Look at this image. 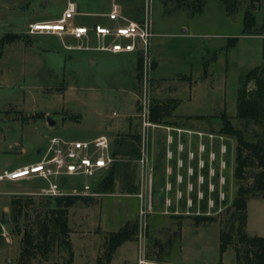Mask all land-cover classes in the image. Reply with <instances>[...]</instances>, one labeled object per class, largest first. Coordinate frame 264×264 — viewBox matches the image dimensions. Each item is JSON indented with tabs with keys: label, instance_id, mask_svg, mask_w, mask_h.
<instances>
[{
	"label": "rangeland",
	"instance_id": "obj_1",
	"mask_svg": "<svg viewBox=\"0 0 264 264\" xmlns=\"http://www.w3.org/2000/svg\"><path fill=\"white\" fill-rule=\"evenodd\" d=\"M92 1L104 5L106 12L111 2ZM236 1V7L227 14L221 0H204L198 10L189 0H142V21L147 11L152 32L159 35L152 38L146 60L141 54L139 68L136 66L138 55L114 57L92 49L67 51L57 36L40 34L30 38L25 34L26 27L12 28L20 1L0 0V174L38 162V152L45 149L52 136L81 141L104 136L111 141L112 151L117 148L115 142L121 140V135L127 138L122 151L129 152L126 156L116 155L111 189L106 191L95 186L93 196H66L75 198L67 214L69 237L74 233L70 242L72 264H94L101 250L102 235L134 224V241L125 242L119 248L113 263L119 256L120 260L135 263L141 246L146 258L157 264H236L232 246L223 252L219 250L220 231H227L226 211L208 217L212 218L208 221H195L194 217L183 214L185 209L181 203L178 215H151L146 222V238L140 242L138 200L133 196L136 192H127L125 179V173L131 172L136 184L138 161L144 152L153 169L154 190H158L155 196L161 193V202L156 208L160 212L162 188L168 182L173 184L177 175L185 178V168L178 169L174 161H167V149L177 157L176 145L181 141L184 153L189 149L197 155L195 135L174 133L175 142L168 147L164 127L201 133L212 128L217 133L220 126L217 118L224 114L246 140L264 142V125L235 117L242 79L261 65L263 41L259 36L243 35V13L250 0ZM64 2L54 0L45 11L59 14ZM80 2L79 12L97 11L90 0ZM32 6L25 7L16 16L24 22L45 13L42 6ZM253 9L256 25L260 26L264 21V0L254 4ZM95 21L97 18L93 16L74 18L75 24ZM21 40L27 42H20L22 48L13 45ZM64 43L74 44L70 40ZM87 45L94 48L97 42L92 40ZM168 100H175L177 105L166 119V125L144 128V103L149 112L152 103ZM136 134L137 144L128 137ZM133 144L137 155H132ZM235 148L236 142L232 139L231 154L227 157L232 164ZM184 153L180 157L186 166ZM74 181L68 179L69 183ZM232 181L231 199L237 188L233 176ZM44 187L45 182L40 179L0 181V263L18 264L16 254L18 250L19 255L20 245V237L12 234L9 224L2 223L3 212L8 211L11 199L31 197L34 205L28 213L33 217V207L40 206L47 198L39 195ZM169 196L174 199L173 193ZM245 231L250 237L264 238V199L247 203ZM29 264H39V261L32 260ZM46 264L55 263L49 260Z\"/></svg>",
	"mask_w": 264,
	"mask_h": 264
},
{
	"label": "built area",
	"instance_id": "obj_2",
	"mask_svg": "<svg viewBox=\"0 0 264 264\" xmlns=\"http://www.w3.org/2000/svg\"><path fill=\"white\" fill-rule=\"evenodd\" d=\"M76 14V6L72 0H67L66 8L62 16L54 21L45 23H34L29 25L28 34L40 35L50 34L61 37L65 34L75 39L85 37L88 29L85 27H72L69 20ZM118 17V10L114 6L109 18L114 20ZM152 23L149 14L145 13L142 23H128L114 29L101 26L93 28L94 33L100 39L112 38L108 45L101 44L97 49L112 53L133 52L138 50L143 58L147 59L152 34ZM48 27L50 29H43ZM120 39L128 40L121 43ZM73 49L71 46H64ZM79 49V48H78ZM148 110L144 103L142 113L143 127H156L148 120ZM115 115V113H113ZM167 131V146L173 145L174 133L186 132L193 134L197 139V155L191 150L184 153L183 142L178 141L176 145L177 157L168 148L166 159L174 161L178 169L185 168V178L176 176L175 181L166 183L161 192L163 195L161 211L157 212L159 206L158 197L154 194L153 169L142 152L138 161V190L133 195L138 200V233L140 242L146 238L145 227L147 219L156 213L161 215H178L177 208L182 203L186 216L211 217L220 215L230 206L232 199L229 192L232 188V176L234 162L228 161L231 154L232 139L212 132H195L181 130L179 128L164 127ZM200 138V140L198 139ZM199 140V141H198ZM111 141L104 136H98L92 140H70L58 136L49 137L46 147L40 153V160L36 163L22 166L0 174V181H23L40 179L45 182V187L39 193L40 196L55 198L66 196H93V188L101 178L117 161L113 155ZM185 154L187 165L180 157ZM170 168H167L168 174ZM76 181L69 183L68 179ZM173 193L174 196H169ZM184 193V194H183ZM156 198V199H155ZM4 235V234H3ZM132 264H157L146 258V253L139 246V255Z\"/></svg>",
	"mask_w": 264,
	"mask_h": 264
},
{
	"label": "trees",
	"instance_id": "obj_3",
	"mask_svg": "<svg viewBox=\"0 0 264 264\" xmlns=\"http://www.w3.org/2000/svg\"><path fill=\"white\" fill-rule=\"evenodd\" d=\"M193 2L195 10L200 9L204 0H189ZM227 14L236 7V0H221ZM259 0H250V5L243 13V30L245 36H264V21L260 26L256 24L254 4ZM234 41V40H232ZM27 43V42H25ZM263 63L247 72L237 94L236 119L245 122H253L256 125H264V39L262 41ZM141 55L137 56L136 66H142ZM152 103L148 120L157 125H166V119L175 110L177 102ZM171 102V103H170ZM171 104V105H170ZM220 123L216 134L234 139L236 142L233 178L237 188L232 197L231 206L226 210L227 231H220L219 250L223 252L228 246L235 251L236 264H264V238L250 237L246 234V206L249 200L259 198L264 192V142L258 140L250 142L246 140L243 133L233 127L226 115L217 118ZM209 132L215 133L211 128ZM121 140H116L117 148L113 155L126 156L128 149L124 152L122 147L126 146V135H121ZM130 140L139 143V136L128 135ZM130 146V145H129ZM132 155H137L136 146H130ZM128 170V167H127ZM115 170L113 166L97 181L95 186H101L109 190L113 186ZM127 180L126 190L134 194L138 187L131 172L125 173ZM248 180H251L249 182ZM94 186V187H95ZM158 190H154L157 194ZM161 193L158 197L160 203ZM74 197L45 198L40 206L33 207L34 200L31 197H16L11 199L8 211L3 212L2 223L10 225L12 234L20 237L18 264H29L32 260L39 261V264H46L52 260L55 264H72L73 251L70 247L68 228V208L74 203ZM208 217H194L198 220H211ZM136 224L125 226L118 231L105 234L104 251L100 263L111 259L114 251L128 241H134ZM56 253V258L52 259Z\"/></svg>",
	"mask_w": 264,
	"mask_h": 264
},
{
	"label": "crops",
	"instance_id": "obj_4",
	"mask_svg": "<svg viewBox=\"0 0 264 264\" xmlns=\"http://www.w3.org/2000/svg\"><path fill=\"white\" fill-rule=\"evenodd\" d=\"M19 1H20V3L18 5H16V7L18 8V11H19L18 14H16L18 16H19V13H22L23 12V9L25 7H29V6H32V5L33 6H38V7L39 6H42V10L45 12L42 15H39V17L36 18V19L35 18H33V19L30 18L27 21L24 20V22H23V20L19 19L21 17H17L15 15V20L16 21L12 25V28H18V29L20 28L21 29L23 26H24V28L26 27L25 28V34L27 36L29 35L28 37H30V38H35L38 35H30V34H28L29 25L34 24V23L51 22V21H54V20L59 19L62 16V13L64 12V10L66 8V2H67V0H65V2L62 4L63 6L61 7L60 13L54 15V14H48L45 11L47 8H49L50 6H52L54 4V0H19ZM72 2L76 6V14L74 16H72V18L69 20L70 25L72 27H85V28L88 29V32H87V34H86L85 37H82L80 39H75V38H73L72 36H70L68 34H65V35H63L61 37H58L57 36L58 39L62 42L63 46H71V47H73V49H66L64 47V49L67 50V51H72V50H76V51H83V50H85L86 51V50L92 49V50L97 51V52H100V53L107 52V51H100L97 48L101 44L108 45L111 42L112 38H110V37H105L103 39L98 38L96 36V34L94 33V31H93V28L95 26H101V27H105V28H109V29H114V28H117V27H120V26L127 25L128 23H138V24L142 23V17H143V13H142V0H111L107 12L106 11H103V10H105L104 5H102V4L100 5L99 2L93 3V1L90 0V3L92 5L93 9H96L97 10V11H95V13L93 12V10L92 11L91 10L90 11H86V12H84V11L83 12H79V6L82 5L81 2H80V0H78V2L76 0H72ZM114 6L118 10V17L116 19H114V20H111L109 18V14L111 13V11H112V9H113ZM79 16L80 17H83V16H93V17L97 18V21H95L94 23H91V24H84V23L83 24H75L74 23V18L75 17H79ZM185 31L186 30H183V32H185ZM152 34H153V37L152 38H154L155 36H158L159 35L158 32H156V33L155 32H152ZM54 37H56V36L54 35ZM259 37H261L262 40L264 39L263 36H259ZM152 38H151V41H152ZM66 40H70V41L74 42V44H65L64 41H66ZM92 40H95L97 42V46L94 47V48H90L87 45ZM151 41H150V44H151ZM17 42L18 43H15L13 45L15 47L22 48L21 43H24V41L21 40V41H17ZM120 42L121 43H127L128 40H126V39H120ZM107 53H110L114 57H122V56H126V57L127 56H132V57H135V56H137L139 54L141 55V53L138 50L133 51V52H120V53L107 52ZM262 63H263V58H262L261 64ZM27 165H30V164H27ZM22 166H26V164L21 165V166H18L16 168H19V167H22ZM5 171H7V170H5ZM8 182H13V181H8ZM136 185L138 187V177L136 178ZM256 199H264V197H260V198H256ZM252 200H254V199H252ZM4 211H6V209H4ZM108 232H114V231H108ZM73 234L74 233H71V235L69 237V242H71V236ZM78 237L79 238H82L83 236H78ZM104 237H105V235L103 234L102 237H101V245H100V248H101L100 251H101V253L99 251V253L97 255L96 262L94 264H101L100 263V258L102 256V253H103L102 250L104 248V243H105ZM122 245H120L114 251L111 259L109 261H107V262H103V264H132L130 262H127L126 260H123V259L120 260V256H119L118 260L116 261V263H113L112 262L114 260V258L117 256V254H118L117 252H118L119 248ZM17 256H18V250H17L16 258H17ZM10 259L11 258H9V260ZM0 264H3V262L0 263Z\"/></svg>",
	"mask_w": 264,
	"mask_h": 264
},
{
	"label": "water",
	"instance_id": "obj_5",
	"mask_svg": "<svg viewBox=\"0 0 264 264\" xmlns=\"http://www.w3.org/2000/svg\"><path fill=\"white\" fill-rule=\"evenodd\" d=\"M48 120V122H49V126H52V123L50 122V120L49 119H47ZM260 195H262V196H264V192H262ZM156 199V198H155Z\"/></svg>",
	"mask_w": 264,
	"mask_h": 264
},
{
	"label": "bare ground",
	"instance_id": "obj_6",
	"mask_svg": "<svg viewBox=\"0 0 264 264\" xmlns=\"http://www.w3.org/2000/svg\"><path fill=\"white\" fill-rule=\"evenodd\" d=\"M43 29H50V28H48V27H45V28H43Z\"/></svg>",
	"mask_w": 264,
	"mask_h": 264
}]
</instances>
